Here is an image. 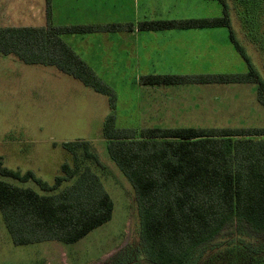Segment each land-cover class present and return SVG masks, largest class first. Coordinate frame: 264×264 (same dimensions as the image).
I'll list each match as a JSON object with an SVG mask.
<instances>
[{"label":"rangeland","instance_id":"1","mask_svg":"<svg viewBox=\"0 0 264 264\" xmlns=\"http://www.w3.org/2000/svg\"><path fill=\"white\" fill-rule=\"evenodd\" d=\"M226 2L235 35L264 80V0ZM26 3L15 1L11 4L21 9L0 11V26L44 23V17L33 14ZM135 12L136 20L215 17L221 14V6L215 0H136ZM105 21L111 18L101 22ZM188 31L198 34V39L191 43L182 40L178 48L163 37H146L145 58L139 62L132 50L120 48L118 43L107 54V47L99 40L101 35H95L93 47L81 57L112 88L115 110L107 95L55 66L26 64L0 53L1 166L20 173L31 171L53 185L55 177L62 174L61 164L72 165L62 143L86 140L99 161L98 165H89L113 202L108 221L76 242L65 244L43 241L14 245L0 213V264H151L140 235L134 188L109 157L102 138L103 124L110 114L115 115L116 126L121 128L264 127V107L257 101L254 83L169 87L139 84V75L148 72L246 71L226 28ZM134 38L139 39L136 34ZM0 179L41 192L32 180L20 182L1 175ZM69 183L64 182L61 188ZM263 251L264 232L256 233L247 224L234 221L200 246L191 264H250Z\"/></svg>","mask_w":264,"mask_h":264},{"label":"trees","instance_id":"2","mask_svg":"<svg viewBox=\"0 0 264 264\" xmlns=\"http://www.w3.org/2000/svg\"><path fill=\"white\" fill-rule=\"evenodd\" d=\"M215 17L166 18L132 22L55 24L50 0L40 26H0V53L26 64L55 66L109 98L116 97L63 39L64 35L171 29L226 28L228 39L246 65L244 72L147 73L144 86L254 83L264 107V80L254 68L231 26L226 0H215ZM102 138L109 157L132 184L140 218V235L151 264H191L196 250L228 224L243 222L264 232V127H117L106 117ZM72 165L62 163L53 185L31 171L2 167L0 175L26 182L41 192L0 179V213L14 245L43 241L73 243L108 221L113 202L90 167L98 157L86 140L63 142ZM88 162V164H86ZM70 181L61 188V185ZM250 264H264V251Z\"/></svg>","mask_w":264,"mask_h":264},{"label":"crops","instance_id":"3","mask_svg":"<svg viewBox=\"0 0 264 264\" xmlns=\"http://www.w3.org/2000/svg\"><path fill=\"white\" fill-rule=\"evenodd\" d=\"M15 1H20V2L27 1L26 3L27 9L33 11V14L34 12H36L39 17L43 16L45 20V7H46L45 0H0V11L6 10L9 11V13H11V10L21 9V8H16L14 5L11 4L12 2ZM135 9H136V0H50L51 17L55 24L107 22V21L101 22L103 18H111V21L109 22H132L133 24H136L137 21L139 20L148 19L145 17L144 19L136 20ZM4 13L5 16L8 14V12H4ZM44 23L41 24L39 23L38 25L40 26L43 25ZM188 30H193V29L141 31L134 26V28L130 31H120V32H112V33L98 32V33H87V34H69V35H64L63 39L81 57L82 54L85 55V51L88 50V48L93 47V42H95L96 39L95 35L100 34L101 37L99 38V40L102 41L103 44H105L104 47L105 46L107 47L106 48L107 54L110 51L109 48H111L113 44L116 45V43H118L120 48L126 50H132L133 55L137 57V62H139L140 59L143 60L142 58H145L143 56L144 55L143 51H144V41H146V37L148 39H154L156 36L163 37L165 39V42L168 40L169 41L168 43H170L172 47L175 46V48H178L176 46L177 44H182L181 42L182 40L187 39L188 42L191 43L194 42V40L198 39L197 37L198 34L194 32L189 33ZM195 30H200V29H195ZM146 32H149L150 34ZM135 34L137 35V37H139V39L137 38L138 41L137 40L135 41L134 38ZM129 37L132 39H130ZM106 38L108 40H106ZM111 38L116 40V42ZM139 48L140 51L138 52L137 49ZM81 58L83 59V57ZM102 59L104 60V58ZM84 61L87 64H89L86 60ZM136 64L137 63H135V65ZM141 75L143 74H140L139 77Z\"/></svg>","mask_w":264,"mask_h":264}]
</instances>
